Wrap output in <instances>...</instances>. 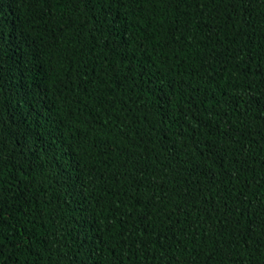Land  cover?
I'll use <instances>...</instances> for the list:
<instances>
[{
	"label": "trees",
	"instance_id": "obj_1",
	"mask_svg": "<svg viewBox=\"0 0 264 264\" xmlns=\"http://www.w3.org/2000/svg\"><path fill=\"white\" fill-rule=\"evenodd\" d=\"M0 264H264V0H0Z\"/></svg>",
	"mask_w": 264,
	"mask_h": 264
}]
</instances>
